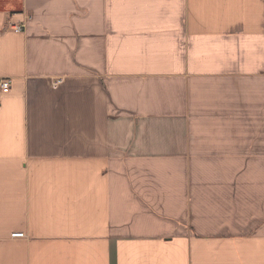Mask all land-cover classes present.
Masks as SVG:
<instances>
[{"label": "crops", "instance_id": "obj_1", "mask_svg": "<svg viewBox=\"0 0 264 264\" xmlns=\"http://www.w3.org/2000/svg\"><path fill=\"white\" fill-rule=\"evenodd\" d=\"M0 78V264H264V0H0Z\"/></svg>", "mask_w": 264, "mask_h": 264}, {"label": "built area", "instance_id": "obj_2", "mask_svg": "<svg viewBox=\"0 0 264 264\" xmlns=\"http://www.w3.org/2000/svg\"><path fill=\"white\" fill-rule=\"evenodd\" d=\"M23 28L22 26H18V27H15V32L16 33H20L23 31ZM60 82H58L57 84H59ZM57 84H54V86H56ZM12 89V80L9 79V78H0V95H7L10 93ZM13 238H23L25 237L24 234L22 233H15L12 235Z\"/></svg>", "mask_w": 264, "mask_h": 264}]
</instances>
